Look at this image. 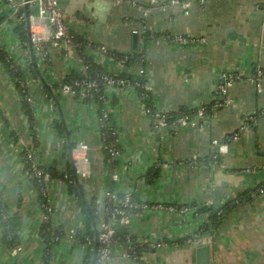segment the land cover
Wrapping results in <instances>:
<instances>
[{
    "label": "crops",
    "instance_id": "crops-1",
    "mask_svg": "<svg viewBox=\"0 0 264 264\" xmlns=\"http://www.w3.org/2000/svg\"><path fill=\"white\" fill-rule=\"evenodd\" d=\"M19 1L0 0V47L26 72L32 119L0 58V196L8 213L22 218L16 245L21 250L16 254L4 243L0 227V264L45 263L44 202L24 158V151L33 146L34 159L42 166L56 165L62 172L71 164L89 201L101 203L105 192L106 202L107 193L114 191L120 196L132 194L138 202L163 205L133 213L129 229L142 242L167 240L170 246H150L137 260L125 256L126 247L120 244L105 264H197V249L206 245L209 264H264V190H259L264 187V79L261 91L251 81L255 70L264 68V0H193L188 10L148 0H62L71 31L97 46L87 53L105 70L143 76L157 110H195L186 124L160 126L144 112L136 88L109 87L103 113L108 111L119 135L122 155L115 160L107 159L103 150L97 104L62 90L67 75L85 70L83 57L75 47L54 44L48 19L30 18L29 26L27 14L34 13V6ZM24 22L28 47L16 31ZM145 33L166 38L147 41ZM180 35L190 41L169 38ZM40 38L46 44L44 51L36 49ZM32 41L36 76L31 72ZM100 46L143 54L140 61L125 65ZM227 71L240 76L228 93L232 103L197 114L199 107L208 109ZM255 112L250 128L241 130L243 121ZM57 121L64 123L65 136ZM215 139L226 146L224 151L219 152ZM80 145H85L88 161ZM153 169L158 170L156 177L149 175ZM254 189L259 192L226 214L216 228L198 234L210 218L196 206L219 207ZM45 190L53 208L50 220L63 233L50 264H86L89 237L93 236L95 247L100 218L89 234L87 215L68 183L51 179ZM184 203L195 207L168 208ZM79 231L87 241L72 237Z\"/></svg>",
    "mask_w": 264,
    "mask_h": 264
},
{
    "label": "trees",
    "instance_id": "trees-1",
    "mask_svg": "<svg viewBox=\"0 0 264 264\" xmlns=\"http://www.w3.org/2000/svg\"><path fill=\"white\" fill-rule=\"evenodd\" d=\"M23 10L24 9L22 8V11ZM24 21H25V16H24ZM16 31L20 35L22 41L28 47L30 43H29V38H28V33H27L25 22L24 24L22 23V24L17 25ZM71 35H72L73 47H75L79 51L81 56L83 57L84 62L86 64V68L85 70H73L69 75H67V77L64 80V83L70 84L75 90V93L77 94V96H81L80 90L82 89V86L85 83L91 82V81H96L98 83L99 89H92L86 97H82V98H84L88 102L97 104V107L100 112L99 126H100L102 139H103V150L106 155V158L110 160V152L108 150V147L120 146V141H119V135L117 133V130L113 124V121L110 115L108 114V116L106 117L103 113V105H104V99H105L104 93L109 87H111L110 85H108V78H114V79L124 78L131 82L140 83V84H144L146 82V79H144L143 76H140L138 74L121 73L117 75V74L108 72L107 70H105V68L101 64L95 61L92 55H89L87 53L88 49L93 48V47L96 48L97 46H95L94 43L88 42L86 39H84L83 37H81L80 35L72 31H71ZM143 36L146 38L147 41L150 40L151 37H154V38L164 37L165 38V35L164 36H160V35L152 36L150 33H145L143 34ZM106 53L114 57L115 59L120 60L125 65H131L137 61H140L142 58V54H143L140 50H137L134 53L130 54V53L117 52V51H109L108 49ZM0 58L5 63L7 72L10 75L13 82L15 83L19 94L23 96L24 100H26V101H23L24 102L23 107H24L25 112L28 114L29 118L32 119L31 107L29 103L27 102L28 96L30 95H29L28 87L26 86V81L28 80V78H27L25 70L18 63H16L13 59L9 58L5 49L1 47H0ZM34 58L35 59L33 60V67L31 68V72L34 74V76H36V74L38 73V69L36 67V55L35 54H34ZM39 78H41L40 75H39ZM136 89L141 95L142 101L146 104V106L150 108L151 111L154 109L156 110L153 96H149L148 98H145L144 97L145 91L141 87V85H137ZM216 95H218L217 91H215L213 96L216 97ZM54 100L57 104L56 106L59 107L58 97H54ZM220 106H222V102L220 103L216 99L213 98L211 104L208 105L207 110L210 111ZM182 112H187L189 114H192L195 112V110L193 109L189 110V109H186L185 107H180L175 111H168V116H167L168 122L170 124L175 122L180 117ZM150 116L153 118L151 113H150ZM56 126L60 134L62 136H65L66 129H65L64 123L61 121H57ZM35 154H36V150L34 149V146H33L29 148L28 150L24 151V158L26 162V170L29 176L31 177L34 185L37 187V190L39 191L40 199L42 200V202H44V210H45L44 215L48 214L47 206L50 203L48 196L45 193L46 192L45 190L46 182L51 179H55V178L64 179L69 185L70 192L77 196L82 206L83 211L86 213L87 220H88V232L89 234L92 233L93 232L92 224L95 223L96 219L99 217L100 211L105 210V209H112L114 206V202L111 201L109 197L104 203H100L96 199L86 201L87 198L85 199L84 194L81 193V188H80L81 183H80L79 177L77 173L75 172V170H73V167L71 166V164L69 165V168H67V170H64L61 172L58 170L56 165L45 167V166L38 164L34 159ZM216 158L218 159V156ZM34 165H37L39 168H43L45 170L44 173L40 177H37L35 175V171L33 170ZM149 175L156 177L158 175V170L157 169L151 170L149 172ZM258 192L259 191L257 189L252 190V192H248V191L242 192L237 197L233 198L232 200L226 202L225 204L219 207H215L211 205H202V206L195 207V205H192V204L189 205L186 203L177 204V205L175 204V205L179 207V209L192 206L196 208L197 212H208L209 213L210 223H207L206 225H204V227L198 233V234H203L205 232H208L216 228L221 223V221L226 216V214L233 211L235 208L243 204L245 201L249 200L250 195H256V193ZM121 197H124V195H121ZM131 198L133 202L140 203L138 202V200H136L132 196V194H131ZM135 210L136 209H132L130 213L135 212ZM51 214L52 213H50V218H51ZM50 218L49 220H45L43 216L44 224H43L42 233H43V237L45 238V242L47 244L45 248V263L47 264H50V255H51L54 245L58 243L61 236L63 235V233L60 230L56 229L53 226ZM21 225H22L21 216L20 215H10L8 213V210L6 208V205L3 199L0 196V227L3 230L4 243L9 245L11 249H15L17 247L16 245L18 243L17 242L18 231ZM128 233L131 234L130 241H127V238H126V235ZM72 235H73V238L77 239L78 237V240L81 242L87 241V236L83 234L82 231L72 233ZM116 238L124 247H128L129 244L133 245V250L130 251V254L134 259H137V260H141L145 252H147V250H150V243L154 242V241H147V242L140 241L132 232H129L127 228H121L118 231ZM89 239H90L89 240L90 248L86 256V264H92L93 258H94V238L92 236V237H89ZM163 241L171 244V242L167 240H163ZM95 264H100V262L98 261V257H97Z\"/></svg>",
    "mask_w": 264,
    "mask_h": 264
},
{
    "label": "built area",
    "instance_id": "built-area-1",
    "mask_svg": "<svg viewBox=\"0 0 264 264\" xmlns=\"http://www.w3.org/2000/svg\"><path fill=\"white\" fill-rule=\"evenodd\" d=\"M120 2H123L125 0H117ZM204 1V0H202ZM20 5L28 4L34 6V13H31L30 18L35 17H44L50 21V23L53 26V42L55 45H65V47H73L72 42V35H71V29H70V19L67 16L62 0H20ZM148 2L152 5H156L163 2H168L173 5H181L183 9L188 10L191 4L193 3V0H148ZM136 33H139V30H135ZM166 38V37H165ZM168 38V37H167ZM171 40H174L176 42H182L187 43L190 41V39L186 36H176L174 38L169 37ZM45 43L40 38L37 41L36 49L39 51H44L45 49ZM100 50L106 53L107 47L100 46ZM239 74H237L234 71H227L223 75L222 82L219 83L217 88L216 97L213 96L214 99H216L218 102H222V105H227L232 103V99L229 97V90L231 86L237 81L239 78ZM263 79H264V68L258 67L254 74L251 75V81L255 82L257 85V88L261 91L263 86ZM108 85L110 86H119L123 88H136L137 85H141V87L145 91V98H148L149 96H152L151 94V86L145 82L144 84L131 82L124 78L114 79V78H108ZM92 89H99L98 83L96 81L87 82L82 86V89L80 90L81 97H86ZM62 90L64 92L69 93H75V90L70 84L63 83ZM28 101L31 102V97L28 96ZM143 110L144 112L149 116L150 113L152 114L153 122L160 126H170L174 124H186L191 119V114L187 112H182L180 117L173 123H169L167 120L168 111H160V110H150L146 106V104L143 102ZM264 112V108L262 109ZM205 112H207V107L202 106L196 109V113L199 115H204ZM108 111H104V115L108 116ZM256 120V112L250 114L244 121L241 126V130H248L250 128V123ZM214 144L219 145V152L224 151L225 147L220 143L219 140L215 139L213 141ZM79 149L84 153V160L88 161L87 154H86V147L85 145H80ZM108 150L110 152V160H115L117 158H120L122 155V150L119 146H110L108 147ZM218 152V151H217ZM214 153V157L216 158L218 154ZM195 160H198L197 157H195ZM33 170L35 171V175L37 177H40L44 173L43 168H39L37 165H34ZM246 171H254L252 168L246 169ZM82 176H86V173H81ZM115 178H117V174L114 175ZM49 178V176H48ZM48 180V179H47ZM264 187L260 188V191H263ZM107 196L111 201L114 202V206L112 209H105L101 210L99 213L100 223H99V249H98V261L100 264H105L108 261H110L114 253L116 251V248L121 243L117 240L116 235L118 231L121 228H127L130 231V222H131V216L133 213L137 212L140 209H147V208H161L163 207L160 203H148V202H133L131 198V194L127 193L124 195V197H121L114 191H110L107 193ZM169 210H178L179 207L175 205L168 206ZM187 208V207H186ZM132 209H136L135 212L130 213ZM185 208H181L180 210L183 211ZM48 214L44 215L45 220H49L50 213H52L53 208L49 204L47 206ZM73 237V235H72ZM127 241L131 240V234L128 233L126 235ZM150 246H153L155 248H168L170 246L169 243L163 241V240H157L150 243ZM21 250V246H17L15 249H13V253H17ZM133 250V245L129 244L128 247L125 248V256H131L130 251ZM47 264V263H44Z\"/></svg>",
    "mask_w": 264,
    "mask_h": 264
},
{
    "label": "water",
    "instance_id": "water-1",
    "mask_svg": "<svg viewBox=\"0 0 264 264\" xmlns=\"http://www.w3.org/2000/svg\"><path fill=\"white\" fill-rule=\"evenodd\" d=\"M27 19H28V23H29V26H30V14H29V12L27 14ZM31 43H32V47H31L32 57H33V60H34L35 58H34V51H33V41ZM42 80L44 82L43 78H42ZM44 84L46 85V87H48V89H50V91H52L50 86L47 83L44 82ZM59 106H60V104H59ZM80 188H81V193L84 194L85 199H86L85 188H84V186L82 184H80ZM104 196H105V192L102 195L101 203L105 202V200H104L105 197ZM86 201H87V199H86ZM99 242H100L99 241V228L96 227L94 258H93L92 264H95V262L97 260V257H98ZM209 262H210V248H209V245L199 247L197 249V264H209Z\"/></svg>",
    "mask_w": 264,
    "mask_h": 264
},
{
    "label": "rangeland",
    "instance_id": "rangeland-1",
    "mask_svg": "<svg viewBox=\"0 0 264 264\" xmlns=\"http://www.w3.org/2000/svg\"><path fill=\"white\" fill-rule=\"evenodd\" d=\"M260 190V189H259Z\"/></svg>",
    "mask_w": 264,
    "mask_h": 264
}]
</instances>
